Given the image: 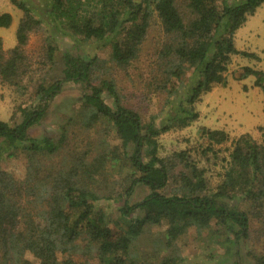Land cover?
<instances>
[{
	"label": "trees",
	"instance_id": "trees-1",
	"mask_svg": "<svg viewBox=\"0 0 264 264\" xmlns=\"http://www.w3.org/2000/svg\"><path fill=\"white\" fill-rule=\"evenodd\" d=\"M9 1L21 17L15 45L4 49L0 38V84L37 102L18 107V123L0 120V162L25 157L19 177L0 168V264H245L239 245L264 264V127L260 142L247 134L232 141L215 186L207 173L225 131L201 127L197 145L165 156L158 139L197 119L195 103L226 85L232 55L257 59L233 39L264 0ZM11 21L0 13V27ZM42 21L51 30L30 58L28 34ZM57 34L76 43L72 50L95 42L109 51L87 59L66 50L54 76ZM247 75L264 87V70L244 67ZM68 82L81 100L59 134L29 135ZM83 133L94 139L78 141ZM137 187L148 193L129 204ZM188 237L197 244L190 259Z\"/></svg>",
	"mask_w": 264,
	"mask_h": 264
},
{
	"label": "rangeland",
	"instance_id": "rangeland-1",
	"mask_svg": "<svg viewBox=\"0 0 264 264\" xmlns=\"http://www.w3.org/2000/svg\"><path fill=\"white\" fill-rule=\"evenodd\" d=\"M35 1V0H33ZM36 3V2H35ZM37 6H42L37 2ZM9 13L12 17L11 24L8 27H0V38L2 39V46L4 49L13 47L16 43L15 31L18 25L21 11L16 5L12 4L9 0H0V13ZM38 29V28H37ZM28 34V42L25 50L28 57H37L43 51V37L44 32L51 30L50 25L42 21L39 29ZM54 41L57 45V51L54 55V65L50 71L52 75H60L63 67L62 52L72 50L74 42L59 34L55 35ZM234 45L239 51H247L254 53L256 58H248L238 55H232L231 62L225 74L226 85L215 84L210 91L202 94L199 100L195 103V110L198 112V117L195 121L191 122L189 126L174 129L164 132L159 135V154L165 156L172 151L184 149L186 147H193L198 144L197 135L201 127L209 129L223 130L227 133V142L216 145L219 148V159L216 165H213L211 170L208 171L207 177L211 185L220 180L218 172L221 165V157L226 156V149L231 147L232 141L241 135L247 134L255 141L260 142L262 134L259 130L264 127V87L254 85V76L247 75L242 77L243 68L250 67L255 70H264V2L259 6L253 15L249 16L247 20L241 25L234 34ZM100 43H78L77 49L72 50V53H79L84 58H90L93 55L104 58L107 55L108 47H101ZM40 78L44 76L40 73ZM79 86L75 83H66L62 91L54 97L50 103V108L45 115V118L36 126L29 130V135L39 137L44 132L53 133L57 136V125L62 123L71 113L73 108L78 104L77 101L81 100L79 94ZM24 98V97H23ZM26 100H21L20 96L14 93L13 90L5 85L0 84V120L8 121L10 124L20 122L21 116L18 109L19 106H27L30 101L33 105L37 99H31L26 96ZM22 101V102H21ZM107 101H109L107 99ZM160 119H157V122ZM78 141L83 138L94 139V135L78 134ZM111 144H117L119 141L115 137H109L107 140ZM76 141L80 147L81 142ZM206 143V139L203 140ZM78 146V147H79ZM224 151V152H223ZM209 155V154H208ZM25 157L19 154L9 160L0 162V168L12 171L16 176H20L23 171ZM220 161V163H219ZM212 162V160H211ZM115 179H118L115 177ZM148 190L145 187H137L131 196L128 197V203L140 201ZM229 205H235L237 200H227ZM103 206L116 215L114 210L115 204L112 201H107ZM115 212V213H114ZM162 226H153L152 232H160ZM253 240V239H252ZM187 246L184 250V255L190 259L192 257L193 246L197 245L186 238ZM253 246L254 242L251 243ZM200 248H198L199 250ZM239 260L245 264H253L250 258L245 256V247L238 246ZM197 248L193 252H196ZM222 251V250H221ZM217 250V253H221ZM31 258V255H26ZM186 258V259H187Z\"/></svg>",
	"mask_w": 264,
	"mask_h": 264
}]
</instances>
